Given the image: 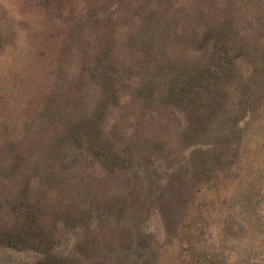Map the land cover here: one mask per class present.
<instances>
[{"label":"rangeland","instance_id":"374dc122","mask_svg":"<svg viewBox=\"0 0 264 264\" xmlns=\"http://www.w3.org/2000/svg\"><path fill=\"white\" fill-rule=\"evenodd\" d=\"M0 264H264V0H0Z\"/></svg>","mask_w":264,"mask_h":264}]
</instances>
